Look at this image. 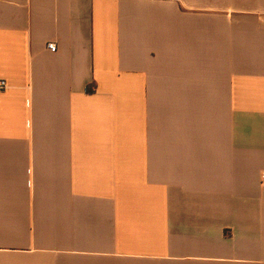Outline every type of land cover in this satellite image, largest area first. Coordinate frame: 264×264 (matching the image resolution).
Here are the masks:
<instances>
[{"label": "crops", "instance_id": "1", "mask_svg": "<svg viewBox=\"0 0 264 264\" xmlns=\"http://www.w3.org/2000/svg\"><path fill=\"white\" fill-rule=\"evenodd\" d=\"M0 80V264H264V0H0Z\"/></svg>", "mask_w": 264, "mask_h": 264}, {"label": "built area", "instance_id": "2", "mask_svg": "<svg viewBox=\"0 0 264 264\" xmlns=\"http://www.w3.org/2000/svg\"><path fill=\"white\" fill-rule=\"evenodd\" d=\"M47 47L51 52L57 51V45L54 42L48 43ZM6 89H7L6 81L0 80V92L5 91ZM260 181H261V186L264 188V171L261 173Z\"/></svg>", "mask_w": 264, "mask_h": 264}, {"label": "trees", "instance_id": "3", "mask_svg": "<svg viewBox=\"0 0 264 264\" xmlns=\"http://www.w3.org/2000/svg\"><path fill=\"white\" fill-rule=\"evenodd\" d=\"M88 91H89V92H92L93 90H92V89H90V88H88Z\"/></svg>", "mask_w": 264, "mask_h": 264}]
</instances>
